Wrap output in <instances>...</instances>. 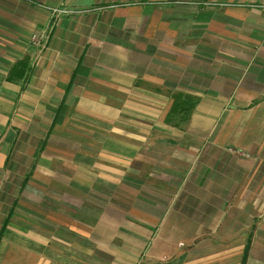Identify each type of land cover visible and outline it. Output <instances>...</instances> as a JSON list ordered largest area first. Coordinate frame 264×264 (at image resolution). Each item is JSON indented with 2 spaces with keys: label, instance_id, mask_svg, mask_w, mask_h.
Listing matches in <instances>:
<instances>
[{
  "label": "crops",
  "instance_id": "obj_1",
  "mask_svg": "<svg viewBox=\"0 0 264 264\" xmlns=\"http://www.w3.org/2000/svg\"><path fill=\"white\" fill-rule=\"evenodd\" d=\"M57 6L75 12L53 20ZM35 33L48 34L43 49ZM191 95L187 129L167 125ZM76 115L114 124L117 135L118 124L128 126L138 150L113 145L99 159L90 151L71 166L77 176L56 181L66 190L52 200L69 206V229L84 232L88 189H121L129 207L97 209L101 219L136 216L120 264H264V217L230 212L241 201L235 190L228 196L244 180L264 187V163L225 151L234 144L264 157V0H0V189L25 120L47 130L36 135L40 148L52 124ZM198 139H209V151H196ZM139 193L151 197L141 210L132 203ZM4 219L0 250L21 232L6 231Z\"/></svg>",
  "mask_w": 264,
  "mask_h": 264
},
{
  "label": "rangeland",
  "instance_id": "obj_2",
  "mask_svg": "<svg viewBox=\"0 0 264 264\" xmlns=\"http://www.w3.org/2000/svg\"><path fill=\"white\" fill-rule=\"evenodd\" d=\"M73 12L75 11L57 6L52 9L51 14L53 20H57ZM35 34L31 37L33 45L38 49H43L49 38L48 34H37V38H34ZM196 99H198L197 96L191 95V97L184 98L180 102L186 106L178 110H176L177 107H173L168 113L166 124L175 127L177 130H184L186 127V130L189 126L188 121L191 119L189 116L193 111L190 105ZM26 115L27 117L24 118L28 119V113ZM135 125L138 124L135 123ZM41 127L45 129L46 125L43 124ZM114 127V124L104 120L98 121L91 116L76 115L71 117L67 124H52L49 134L51 135V132L56 129L51 135L52 138L50 137L47 143V136L44 145L37 148L36 135H44L47 130L38 131L37 125L29 124L28 120L23 122L21 154L14 157L12 152L10 155L11 161L10 163L7 162L8 166L4 172L5 184H1L2 188L0 189L3 192V196L0 194V197L3 198L0 200V214L4 213L5 215V219L2 221L3 227L6 231L8 229H20L21 232L13 233L9 237L11 242L0 250V264L124 263L127 250L125 246L121 245L125 244L127 239L125 235L126 223L127 220L136 218V216L127 212L123 217H119L116 213L115 217L101 219L97 211V209L100 210L108 204L121 208H125V205L129 207V202L125 201L123 190L122 193L119 191L121 189H118L117 192L116 189L113 191L111 188H103V192H99L97 189L87 190L88 198L85 203L87 210L84 216L80 218L84 232H77L71 228L70 230L67 224L69 206L65 205L64 211L58 198L52 200L53 196L61 195L62 191L66 190L61 183L56 181H66V175L77 176V169L71 166L78 163L77 158L79 156L83 157V154L94 151L97 159H99V151H108L113 145L118 151L138 150V148L130 146L131 139L125 136L128 126L118 124V135L113 132ZM134 131L139 130L134 129ZM105 145L107 149H105ZM134 145L138 146L136 140ZM153 151L161 150L155 148ZM196 151H209V139H198ZM225 151L246 159H252L250 165H260L261 161L264 163L263 156L259 158L245 153V150L234 146V144L226 145ZM101 161L104 164H114L109 156H102ZM119 176L125 178L124 174ZM50 180L55 181L53 188H50L52 181L46 182ZM133 181L135 190L141 191L142 178L135 176ZM247 184L249 182L244 180L237 189L234 188V185L229 188L228 196L232 197L231 195L235 190L234 197H239L241 201L236 203L234 209L231 207L229 211L243 214L246 217L251 215L264 217V187L251 188ZM15 195L18 201L17 198L13 201ZM150 199L151 197L145 193H139L135 194L132 203L141 210L142 205L144 207L149 205L148 200ZM155 204L156 207L165 206L164 203ZM46 212L52 219H46ZM135 221L138 227L142 225L140 219H135ZM17 236L23 240L20 246L13 243ZM30 241L32 244L29 247Z\"/></svg>",
  "mask_w": 264,
  "mask_h": 264
},
{
  "label": "trees",
  "instance_id": "obj_3",
  "mask_svg": "<svg viewBox=\"0 0 264 264\" xmlns=\"http://www.w3.org/2000/svg\"><path fill=\"white\" fill-rule=\"evenodd\" d=\"M249 245V244H248ZM248 245H247V248H246V253H247V251H248Z\"/></svg>",
  "mask_w": 264,
  "mask_h": 264
},
{
  "label": "built area",
  "instance_id": "obj_4",
  "mask_svg": "<svg viewBox=\"0 0 264 264\" xmlns=\"http://www.w3.org/2000/svg\"><path fill=\"white\" fill-rule=\"evenodd\" d=\"M34 38H37V34L34 35Z\"/></svg>",
  "mask_w": 264,
  "mask_h": 264
}]
</instances>
